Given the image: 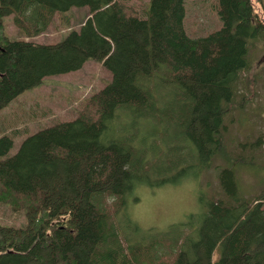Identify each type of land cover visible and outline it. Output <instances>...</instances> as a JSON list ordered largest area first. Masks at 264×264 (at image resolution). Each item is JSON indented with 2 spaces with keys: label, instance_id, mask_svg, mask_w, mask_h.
Wrapping results in <instances>:
<instances>
[{
  "label": "trees",
  "instance_id": "trees-1",
  "mask_svg": "<svg viewBox=\"0 0 264 264\" xmlns=\"http://www.w3.org/2000/svg\"><path fill=\"white\" fill-rule=\"evenodd\" d=\"M185 1L0 0V109L46 76L80 69L90 58L112 72L110 82L80 100L75 118L28 135L16 153L7 155L12 135H0V202L28 217L23 228L0 222V264H151L169 254L173 259L156 264H264V187L242 195L230 167L218 170L222 195L201 192L200 211L152 229L149 242L117 224V209L106 202L139 183H177L198 160L209 167L215 155L253 163L264 146L263 132L242 144L251 155L224 142L225 117L247 105L242 74L253 65L248 38L264 40V19L251 0H217L222 26L192 37L184 24ZM83 5L90 16L57 42L13 39L4 26L3 17L14 13L18 27L38 34L57 11ZM161 66L159 84L187 99L177 124L195 146L189 166H182L185 155L167 154L160 146V155L152 158L155 150L145 139L134 143L135 134L102 137L126 110L153 123V117L171 123L167 109L157 105L166 100L145 84L161 79L154 75ZM171 170L173 177L166 175ZM131 223V230L140 229Z\"/></svg>",
  "mask_w": 264,
  "mask_h": 264
},
{
  "label": "rangeland",
  "instance_id": "rangeland-1",
  "mask_svg": "<svg viewBox=\"0 0 264 264\" xmlns=\"http://www.w3.org/2000/svg\"><path fill=\"white\" fill-rule=\"evenodd\" d=\"M140 5L147 0H135ZM255 13L264 19V0H251ZM136 4V3H132ZM137 5V4H136ZM185 28L192 37L208 34L222 26L217 10V0H186ZM90 16L89 7L73 6L69 10L57 11L49 27L38 34L28 35V31L18 27L14 20V13L3 17L4 26L13 39L35 40L51 43L62 40L71 30L80 29L85 19ZM248 57L253 65L245 76L243 90L247 93V105L235 109L225 117L228 127L224 142L235 151L251 155L250 149L244 150L242 144L253 141L259 134L264 133V40L258 36L248 38ZM161 71L155 70L154 75L161 79L146 80L156 97L166 102L157 105L160 110L167 109L173 120L171 123H155L143 117H137L131 112H122L114 118V126L103 133L106 139L113 135L135 134L134 143L143 141L154 151L152 158H157L161 148L171 155L183 154L187 161L182 166L194 163L190 161L189 152L195 151V146L189 138L182 135L178 127L179 117L182 115L187 99L176 96L175 87L160 83L165 67ZM112 79V72L101 60L90 58L77 70L67 73L52 74L44 78L39 85L30 87L12 99L4 108L0 109V135L10 134L14 144L7 155L17 152L22 141L35 131L53 123L70 120L76 117L80 100L98 91ZM161 91L162 94L159 93ZM175 93V94H174ZM163 108V109H162ZM160 110L158 114H160ZM165 115V114H164ZM162 133V134H160ZM157 136L158 142L152 137ZM194 147L191 149V145ZM159 154V155H158ZM253 163L232 162L215 155L209 167H203L198 160L190 169V175L177 183L164 184L139 183L129 193L120 196H108L107 204L117 209L116 219L122 223L124 229L137 234L142 240H151L152 229H166L170 223L185 220L191 213L201 210L200 193L222 195L224 191L219 184L218 170L220 167H230L236 174L239 191L244 196H250L264 187V146L255 154ZM203 167V168H202ZM173 170V169H172ZM168 171L166 175L173 177L176 172ZM158 178L162 174H156ZM116 198V199H115ZM136 222L139 230H131L132 221ZM0 222L14 227H26L28 217L25 210H14L7 203L0 202ZM122 228V227H120ZM122 230V229H121ZM124 231V233H127ZM216 248L213 259L219 258ZM171 254L157 260L169 261ZM151 263V264H156Z\"/></svg>",
  "mask_w": 264,
  "mask_h": 264
}]
</instances>
